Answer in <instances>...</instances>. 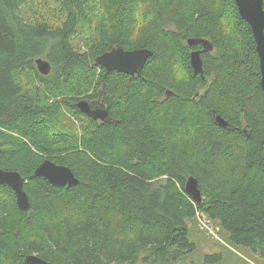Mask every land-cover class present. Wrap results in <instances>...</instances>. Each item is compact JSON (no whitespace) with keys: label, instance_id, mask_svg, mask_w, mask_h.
Masks as SVG:
<instances>
[{"label":"trees","instance_id":"trees-1","mask_svg":"<svg viewBox=\"0 0 264 264\" xmlns=\"http://www.w3.org/2000/svg\"><path fill=\"white\" fill-rule=\"evenodd\" d=\"M137 2L152 19L133 38ZM189 39L213 46L201 55L203 79ZM115 47L153 55L133 77L106 74L95 59ZM177 58L188 72L181 85L171 77ZM94 100L106 122L76 106ZM44 160L79 184L32 178ZM0 169L22 176L30 203L21 213L0 185V264H176L195 250L196 211L264 259V94L234 1L0 0ZM190 177L200 204L185 193Z\"/></svg>","mask_w":264,"mask_h":264},{"label":"water","instance_id":"water-1","mask_svg":"<svg viewBox=\"0 0 264 264\" xmlns=\"http://www.w3.org/2000/svg\"><path fill=\"white\" fill-rule=\"evenodd\" d=\"M240 18L250 27L259 60L260 69V87L264 94V9L263 0H233ZM188 47L199 46L200 50H194L189 55V63L193 74L199 75L203 79L202 54H208L213 51L212 44L205 39H189L186 42ZM152 52L147 49H135L125 51L121 47H115L95 59V64L102 68L104 72H118L130 77L140 73L146 61L152 57ZM38 72L46 76L50 72L48 62L38 59L35 61ZM170 95V92H166ZM77 108L81 114L90 115L89 103L80 101ZM215 122L221 128H228L227 123L219 116L215 117ZM32 178H42L50 186L58 188H71L77 186L79 181L73 173L64 166L56 165L50 160H44L31 175ZM25 180L16 171H5L0 169V185L10 188L15 196V204L21 213L30 209L28 197L23 190ZM185 193L192 198L196 204L201 203V193L198 188V182L190 177L185 183ZM26 264H48L36 256H27L24 259Z\"/></svg>","mask_w":264,"mask_h":264},{"label":"rangeland","instance_id":"rangeland-1","mask_svg":"<svg viewBox=\"0 0 264 264\" xmlns=\"http://www.w3.org/2000/svg\"><path fill=\"white\" fill-rule=\"evenodd\" d=\"M197 221L194 219L190 225L188 223V238L195 243V250L176 264H264V259L250 250L232 246L225 236L218 234V228H215L209 220L216 237L200 229ZM216 256L220 259L216 260Z\"/></svg>","mask_w":264,"mask_h":264},{"label":"clouds","instance_id":"clouds-1","mask_svg":"<svg viewBox=\"0 0 264 264\" xmlns=\"http://www.w3.org/2000/svg\"><path fill=\"white\" fill-rule=\"evenodd\" d=\"M98 10L102 11L103 9L98 6ZM151 19V16H145V5L137 2L131 13L132 24L130 25V28L133 32V38H135V35L140 29L147 26L148 22ZM220 23L224 27V30L227 32L231 28L232 20L230 16L226 15L221 19ZM171 77L172 82L177 85H181L188 79V72L186 71L184 64L179 58H177L176 61L172 63Z\"/></svg>","mask_w":264,"mask_h":264},{"label":"flooded vegetation","instance_id":"flooded-vegetation-1","mask_svg":"<svg viewBox=\"0 0 264 264\" xmlns=\"http://www.w3.org/2000/svg\"><path fill=\"white\" fill-rule=\"evenodd\" d=\"M89 113L90 115H85V116L91 118L97 124H101L108 120V113L106 112L104 106L101 103H99L97 100L91 101L89 103Z\"/></svg>","mask_w":264,"mask_h":264},{"label":"built area","instance_id":"built-area-1","mask_svg":"<svg viewBox=\"0 0 264 264\" xmlns=\"http://www.w3.org/2000/svg\"><path fill=\"white\" fill-rule=\"evenodd\" d=\"M196 220H198L197 222L200 229H202L208 235L216 237V233L210 226L209 221L200 211H196Z\"/></svg>","mask_w":264,"mask_h":264}]
</instances>
